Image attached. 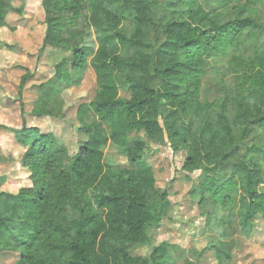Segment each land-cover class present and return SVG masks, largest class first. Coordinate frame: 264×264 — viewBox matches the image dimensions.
<instances>
[{"label":"trees","instance_id":"1","mask_svg":"<svg viewBox=\"0 0 264 264\" xmlns=\"http://www.w3.org/2000/svg\"><path fill=\"white\" fill-rule=\"evenodd\" d=\"M17 1L0 0V29L10 13L24 14L25 0ZM231 1L170 0L168 19L160 21L152 17L157 0H40L38 54L47 47L70 52L54 64L48 82H63L65 64L74 72L84 68L87 49L80 43L95 30L103 36L92 66L128 88L130 97L114 99L101 86L89 104H79L77 130L85 139L73 155L38 126H0L27 147L20 165L28 183L16 192L0 190V249L15 253V264H99L100 254L110 264H155L164 243L149 257L135 253L151 246L159 226L142 180L148 140L174 153L185 150L179 171L199 173L189 194L199 209L216 212L205 214L206 224L214 228L221 218L231 228L205 247L217 264H235L238 243L264 233V187L258 190L264 185V18ZM120 2L129 4L127 11ZM220 55L227 64L216 61ZM60 93L51 88L45 97L53 94L54 104L43 100L31 116L60 118ZM120 112L122 130L102 134L84 121L91 114L114 128ZM107 147L126 166L109 163Z\"/></svg>","mask_w":264,"mask_h":264},{"label":"rangeland","instance_id":"2","mask_svg":"<svg viewBox=\"0 0 264 264\" xmlns=\"http://www.w3.org/2000/svg\"><path fill=\"white\" fill-rule=\"evenodd\" d=\"M20 1L18 0L15 6H19ZM169 1L157 0L158 6L152 10L154 19H168ZM25 2L27 6L24 14L10 13L6 19L7 26L0 29V126L20 128L23 123L27 126H38L42 131L54 134L60 143L67 147L69 154L73 155L85 139L83 133L77 130L79 122L76 119V110L79 104H89L95 97L97 88L101 86L109 91L114 99H128L130 92L128 88L116 84L111 76L100 75L92 66L91 54L103 36L95 30L87 31L80 43L87 49L84 68L74 72L69 64H65L63 82L49 83L48 79L54 74V64L68 59L70 52L59 53L55 48L47 47L44 52L38 54L43 36V10L40 0ZM237 4L251 8L254 16L264 18V0H235L229 5ZM120 5L124 11L129 8V4L120 2ZM5 44L13 46L14 50H9ZM243 49L245 56L249 57L250 47ZM226 58L220 55L216 61L225 65ZM25 74H28V79L19 96L18 90ZM51 88L61 91L58 96L63 102L61 117H32L31 113L42 107L43 100L54 104L53 94L45 97ZM20 104L23 106V113L20 112ZM84 121L105 134L111 130L124 129L126 118L124 113L120 112L114 128L99 123L96 116L91 114H88ZM147 142L148 148L142 157V180L149 186L147 205L159 226L151 232V246L140 248L135 253L149 257L153 246L164 243L158 250L155 264H217L213 252L205 250V247L209 242L222 238V234L225 236L231 233V228L221 218L214 221V228L206 224L205 214L214 215L216 212L210 207L199 209L190 196L199 173L187 175L179 171L185 158V150L174 153L167 145H156L149 140ZM26 150L27 147L22 144L20 136L0 127L1 191L16 192L28 183V173L20 165ZM105 157L109 163L116 166L127 164L125 157L111 147L105 149ZM263 187L264 185H260L258 190ZM162 193H165L163 199ZM238 244L234 249L235 264H264V233ZM17 258L15 253L0 249V264H15ZM96 261L99 264L111 262L107 254L98 255Z\"/></svg>","mask_w":264,"mask_h":264}]
</instances>
